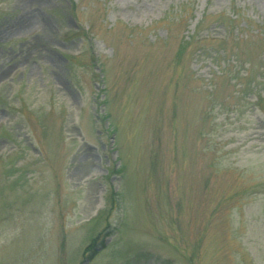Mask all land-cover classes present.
I'll list each match as a JSON object with an SVG mask.
<instances>
[{
	"label": "rangeland",
	"instance_id": "obj_1",
	"mask_svg": "<svg viewBox=\"0 0 264 264\" xmlns=\"http://www.w3.org/2000/svg\"><path fill=\"white\" fill-rule=\"evenodd\" d=\"M254 88L264 0H0V264H264Z\"/></svg>",
	"mask_w": 264,
	"mask_h": 264
},
{
	"label": "trees",
	"instance_id": "obj_2",
	"mask_svg": "<svg viewBox=\"0 0 264 264\" xmlns=\"http://www.w3.org/2000/svg\"><path fill=\"white\" fill-rule=\"evenodd\" d=\"M238 15H240L239 13H238ZM240 17V16H239ZM239 17H238V19H239ZM234 19V18H233ZM235 20V19H234ZM209 36H207V38H208ZM192 38V37H191ZM194 38H195V36H194ZM193 38V39H194ZM235 61V60H234ZM235 63V62H234ZM254 90V93H256V96H259V97H257V102H261L262 103V101H263V99H264V96H263V91L261 90V91H259L258 89H253ZM261 96V97H260ZM117 130V129H116ZM116 130H112V133H115L116 132ZM112 195H113V197H114V195L115 194H113L112 193Z\"/></svg>",
	"mask_w": 264,
	"mask_h": 264
}]
</instances>
